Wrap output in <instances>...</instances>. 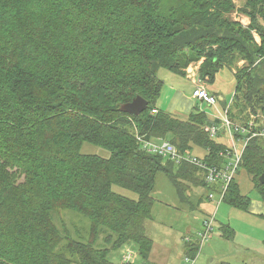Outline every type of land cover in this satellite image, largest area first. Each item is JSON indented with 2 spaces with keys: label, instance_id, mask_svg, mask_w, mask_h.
<instances>
[{
  "label": "trees",
  "instance_id": "16d2710c",
  "mask_svg": "<svg viewBox=\"0 0 264 264\" xmlns=\"http://www.w3.org/2000/svg\"><path fill=\"white\" fill-rule=\"evenodd\" d=\"M233 9L232 0H0V264H112L110 252L130 243L137 262L149 264L156 175L181 200L188 186L207 187L195 168L142 150L135 134L181 153L199 148L217 167L225 150L203 131L219 121L198 106L185 119L150 114L163 85L158 71L184 76L204 59L199 77L212 81L242 61L229 117L244 125L248 112L264 116V0H244L247 27L226 17ZM135 97L147 101L145 111L121 113ZM85 143L108 158L82 154ZM239 168L264 197L262 140L247 143ZM223 203L245 211L250 198L234 179ZM58 211L89 222L86 241L54 224ZM189 248L194 259L197 247Z\"/></svg>",
  "mask_w": 264,
  "mask_h": 264
},
{
  "label": "rangeland",
  "instance_id": "374dc122",
  "mask_svg": "<svg viewBox=\"0 0 264 264\" xmlns=\"http://www.w3.org/2000/svg\"><path fill=\"white\" fill-rule=\"evenodd\" d=\"M232 3L234 9L226 17L230 21L247 27L249 25L248 17L239 12V9L244 4V0H232ZM203 60L199 59L198 61L189 63L184 70L189 66L198 67L195 82L198 83V81H201L204 83L206 90L217 97L215 106L208 107L198 104V108L205 113L208 119H220L223 114V108L228 106L235 91L237 81L234 73L244 62L237 63L236 67H222L214 74L213 80L209 81L208 77H199V67ZM184 73V76H178L166 70H159L157 77L163 82L160 94H162L166 87L173 86L181 94L190 95L195 85L188 80L186 71ZM192 111L193 108L190 112ZM190 112L185 116L174 114V117L185 119ZM216 141L218 143H226L224 138ZM80 152L84 155H96L101 158H108L109 156V153L102 148L87 143L81 146ZM191 154L201 158L205 152L194 147ZM200 177L202 179L201 175ZM235 180L243 194L250 199L259 198V194L252 187L251 177L243 169H238ZM112 191L131 200L137 199L136 194L116 186L112 187ZM186 193L185 199L181 200L169 179L162 173L156 175L154 188L151 193V197L153 198V205L150 212L152 220L145 222L146 235L153 242L152 251L149 255L150 261L156 264L158 263L154 257H157V251L161 247L164 251L163 262L158 264H219L220 262L243 264L244 256L251 254V248L253 247L251 237L249 235V237H245L243 234L245 230L250 232L251 225L246 224L250 220V217H247L243 211L234 209L226 203H221L214 214L211 234L208 240L200 245L199 234L203 231V221L208 219L209 215L213 212L217 201L208 202L206 200L208 191L203 187L190 185L187 187ZM192 201L195 205L193 208L190 207V202ZM53 219L54 224L59 229L63 227L72 237H79L83 241L87 240L89 222L86 219L71 211H58L54 213ZM226 224H230L231 226H229L234 230V236L231 240H227L223 236L224 230L226 231V228H228L224 226ZM245 226L249 228H245ZM188 243H192L197 247L195 259H188L189 262L185 260V244ZM129 253L134 255V261L131 264H139L137 262L138 253L132 249L131 243L125 244L116 251H111L108 259L112 264L125 263L126 261L123 258ZM245 263L251 264L247 260Z\"/></svg>",
  "mask_w": 264,
  "mask_h": 264
},
{
  "label": "built area",
  "instance_id": "2783aa9c",
  "mask_svg": "<svg viewBox=\"0 0 264 264\" xmlns=\"http://www.w3.org/2000/svg\"><path fill=\"white\" fill-rule=\"evenodd\" d=\"M251 36L254 43L259 46L260 39L258 34L252 31ZM185 71L188 80L195 85L192 98L196 100L197 105L215 106L217 103L215 95L209 93L205 88V84L201 81H198V83L195 82L198 67L189 66ZM234 98L235 94H233L228 106L224 107L221 119H216L219 121V124H213L203 128V131L209 139L221 140V138H224L226 140V143L221 142L225 146V150L220 153V156L223 158V163L219 167L208 165L204 162L203 157L194 156L191 152H179L167 140L148 141L135 134V138L140 144V147L147 153L168 159L177 166L188 165L195 168L202 176L203 182L207 187L208 193L206 199L212 202L216 200L217 205L223 202L230 182L235 179L247 143L254 138L260 139L262 140L264 149V116L260 113L252 114L248 112V119L244 125L232 121L228 113ZM157 112V109H152L150 114L156 115ZM237 134L241 135V137L237 136ZM213 222V215L203 221V231L199 234L200 245L208 240L213 228ZM133 258L134 255L129 253L123 260L126 261L125 263L131 264L134 261ZM185 260L189 262L188 258H185Z\"/></svg>",
  "mask_w": 264,
  "mask_h": 264
},
{
  "label": "crops",
  "instance_id": "0c3cea01",
  "mask_svg": "<svg viewBox=\"0 0 264 264\" xmlns=\"http://www.w3.org/2000/svg\"><path fill=\"white\" fill-rule=\"evenodd\" d=\"M192 93L190 95H183L180 93L179 90L176 89V87L168 86L163 90L162 94L159 95L158 100L155 104V107L157 110L170 114L173 117H174V114L185 116L186 114L190 112L192 108H194L195 106H198L196 100L192 98ZM214 119H217V118H214ZM239 190H240L241 195L245 196V194L242 193L240 187H239ZM193 201L190 202L191 208L195 206ZM208 202H212V201H208ZM220 204L221 203H219L218 205L216 204L215 209L209 216H212V215L215 216L214 214ZM243 212L246 213L247 217H250L249 218L250 220L247 221L246 224L251 225L250 232L245 230L243 231V234L245 237L250 236L251 237L250 239L253 241V247L251 248V254L244 256L245 258L243 259V262H244L243 264H247L245 263L246 260L247 262H251V264H264V197L259 195V198L250 199V204L248 208ZM229 225L230 224L224 225V226H227L228 229H230L232 233L230 234L228 232L225 234V236L228 237L227 240H231L234 236V230L230 227L231 225L230 226ZM245 228H249V227L245 226ZM191 245H194V244L192 243L185 244V253H187V251L190 249L189 246ZM246 249H248V247H246ZM157 254H158L157 257H154L155 261L158 263L163 262L164 251L162 250L161 247L157 251ZM148 262L156 264L150 261V256H149ZM221 263H228V262H220L219 264Z\"/></svg>",
  "mask_w": 264,
  "mask_h": 264
},
{
  "label": "water",
  "instance_id": "95a60500",
  "mask_svg": "<svg viewBox=\"0 0 264 264\" xmlns=\"http://www.w3.org/2000/svg\"><path fill=\"white\" fill-rule=\"evenodd\" d=\"M146 107L147 101L141 97H135L131 102L122 104L119 107V111L127 115L139 116L145 111ZM258 182L259 184L264 185V174L259 177Z\"/></svg>",
  "mask_w": 264,
  "mask_h": 264
}]
</instances>
